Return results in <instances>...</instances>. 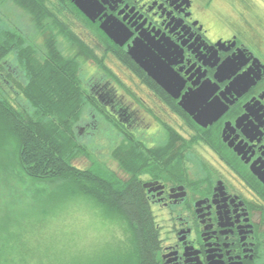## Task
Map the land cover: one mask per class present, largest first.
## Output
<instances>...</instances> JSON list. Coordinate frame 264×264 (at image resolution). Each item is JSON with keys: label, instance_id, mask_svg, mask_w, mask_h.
<instances>
[{"label": "flooded vegetation", "instance_id": "flooded-vegetation-1", "mask_svg": "<svg viewBox=\"0 0 264 264\" xmlns=\"http://www.w3.org/2000/svg\"><path fill=\"white\" fill-rule=\"evenodd\" d=\"M98 1L94 20L80 11L89 32L74 31L113 76L84 59L102 72L84 84L92 109L119 132L117 143L135 144L147 158L137 179L155 221L158 264H264L262 42L250 40L242 25L215 28L209 1ZM104 21L125 30L122 44L100 28ZM28 40L43 46L46 39ZM58 42L70 51L62 37ZM132 46L149 68L163 66L178 79L177 96L131 58ZM9 70L15 81L21 77L17 67ZM192 97L198 100L189 112L181 102ZM211 101L222 112L209 122L197 115ZM96 121L93 113L91 128Z\"/></svg>", "mask_w": 264, "mask_h": 264}, {"label": "trees", "instance_id": "trees-1", "mask_svg": "<svg viewBox=\"0 0 264 264\" xmlns=\"http://www.w3.org/2000/svg\"><path fill=\"white\" fill-rule=\"evenodd\" d=\"M7 1L26 14L35 34L46 40L43 46L30 42L32 36L11 27L0 13V167L11 145L25 177L60 182L62 197L89 202L104 220L120 227L118 242L90 264H158L155 221L137 179L147 159L144 152L123 142L113 148V159L131 176L127 181L97 161L86 168L73 164L87 154L79 142L77 125L84 110L94 108L81 64L93 59L104 77L113 76L67 23V13L92 24L71 0H0V8ZM59 37L68 44L69 52L60 48ZM13 67L21 72L16 81L9 70ZM11 90L24 96L30 106L11 98Z\"/></svg>", "mask_w": 264, "mask_h": 264}, {"label": "rangeland", "instance_id": "rangeland-1", "mask_svg": "<svg viewBox=\"0 0 264 264\" xmlns=\"http://www.w3.org/2000/svg\"><path fill=\"white\" fill-rule=\"evenodd\" d=\"M196 1L212 4L209 10L217 18L215 28H230V23L242 25L250 40L262 42L264 52V0ZM0 13L11 27L16 26L34 38L38 36L27 15L10 1L1 6ZM239 15L244 17L238 18ZM67 22L80 36L79 30L89 32L78 18L68 13ZM11 60L14 64L15 57ZM91 74L102 75V72L94 62L84 60L82 79L86 80ZM12 92L10 97L14 100L22 98L16 91ZM17 101L26 105L24 98ZM93 113L97 121L91 128ZM148 121L146 119V123ZM77 132L87 154L73 160L74 165L86 168L97 161L111 171H122L111 160L113 148L120 144L116 141L119 132L111 124L89 108L84 110ZM60 184L25 177L11 145L7 147L4 164L0 167V264H90L107 254L110 246L122 237L120 227L104 220L89 202L62 197Z\"/></svg>", "mask_w": 264, "mask_h": 264}, {"label": "water", "instance_id": "water-1", "mask_svg": "<svg viewBox=\"0 0 264 264\" xmlns=\"http://www.w3.org/2000/svg\"><path fill=\"white\" fill-rule=\"evenodd\" d=\"M71 2L83 14H85L88 18L92 20H94L96 14L101 10V4L98 0H71ZM100 28L107 34V36H109L113 41L118 44H122L127 38L125 30H122L117 25H114L112 27L107 25L104 21L100 24ZM128 52L131 58L136 63H138L152 79L160 83L169 93L173 94L174 96H177L174 93L173 86L174 84L178 83V79L174 75H172L171 72L167 70V68L163 66H160L159 69L149 68L142 60V55L144 52L142 50H138L136 46H132V48H130ZM226 67L229 68V65ZM197 100L198 98L196 97L189 98V100L181 102V106L185 110L192 112V109L194 110V108H196V105L192 103H195ZM220 112H222V106L220 104H215L214 101H211L205 104V106L202 110H200L197 116L199 118H204V116H206L208 118V121L211 122L217 117Z\"/></svg>", "mask_w": 264, "mask_h": 264}]
</instances>
